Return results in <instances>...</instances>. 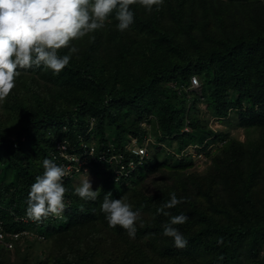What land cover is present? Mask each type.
Listing matches in <instances>:
<instances>
[{"label": "trees", "instance_id": "obj_1", "mask_svg": "<svg viewBox=\"0 0 264 264\" xmlns=\"http://www.w3.org/2000/svg\"><path fill=\"white\" fill-rule=\"evenodd\" d=\"M130 8L129 29L119 31L113 13L102 29L71 42L76 52L59 49L71 57L59 74L43 66L20 70L0 113V218L11 222L10 210L26 209L41 162L52 159L59 142L74 143L79 135L102 146L114 140L127 159L137 160L125 141L151 134V155L129 184L114 183L110 168L96 165L92 173L103 180L96 201L75 195L72 181L67 185L73 203L66 223L48 217L54 222L38 226L61 239L53 264H264V0H164L151 12L139 3ZM193 76L216 114L236 117L253 136L213 134L197 116L186 117L192 93L185 88ZM185 125L194 133L182 132ZM212 135L222 145L209 153L204 172L192 170L191 156H176ZM166 167L168 183L147 192L145 179ZM109 191L147 214L136 222L134 239L118 225L109 227L100 210ZM173 192L183 202L164 211L188 216L173 225L188 241L183 249L162 235L170 216L157 212Z\"/></svg>", "mask_w": 264, "mask_h": 264}, {"label": "clouds", "instance_id": "obj_2", "mask_svg": "<svg viewBox=\"0 0 264 264\" xmlns=\"http://www.w3.org/2000/svg\"><path fill=\"white\" fill-rule=\"evenodd\" d=\"M137 3L151 12L153 6L158 10L164 0H0V102L15 88L22 69L43 66L59 74L71 57L58 55V50L67 47L69 52H76L75 47H70L71 42L102 29L111 14L114 13L118 20L119 31L129 29L134 19L130 5ZM41 163L43 172L29 187L26 209L19 212L10 210L12 217L13 213L25 211L29 219L40 222L49 216L61 217L67 207V190L63 184L66 169L47 157ZM84 173L74 194L85 201H96L100 189L93 190L87 171ZM182 202L183 197L177 198L173 192L170 199L157 209L158 213L170 216L163 225L162 235L172 238L173 246L180 249L185 248L188 241L173 225L185 223L188 216L184 213L170 215L164 209ZM100 210L105 214L109 227L118 225L130 238H135L139 209L133 210L122 198H112L109 191L104 195ZM221 241L222 238L217 243Z\"/></svg>", "mask_w": 264, "mask_h": 264}, {"label": "rangeland", "instance_id": "obj_3", "mask_svg": "<svg viewBox=\"0 0 264 264\" xmlns=\"http://www.w3.org/2000/svg\"><path fill=\"white\" fill-rule=\"evenodd\" d=\"M195 13L196 11L189 12L190 16L191 15L193 16ZM18 78L19 77H17V79ZM17 79H16L15 89L17 88L19 82L17 81ZM177 90L178 93L182 92V89H177ZM185 92L192 93L191 97H194V98L190 97V99L187 101V106L185 107L186 117L190 118L192 115L197 116L202 126L211 129L213 131V134L218 131H224L226 133H229L231 136L238 138L242 141H246L248 139L249 134L250 136H253L252 133H249V130L239 125V122L236 117L230 119L228 118L227 120V116H221L216 114V112L214 111L215 106L212 104V101L206 97L205 92H203L202 83L200 80L199 83L193 87L187 86L185 88ZM22 93L24 94L25 98L30 97V93H27L26 91H23ZM195 96L197 97V100ZM6 101L7 99L5 98L3 102L5 103ZM3 102H0V113L4 112V108L2 107ZM195 102L197 103L196 104L197 107L193 106ZM151 118L153 119L154 115L151 116ZM7 119H9V117H7ZM143 124H145L146 127H150V131L152 130L151 128L153 125L151 124V122L144 121ZM194 131L190 126L185 125L182 132L187 134H193ZM213 136L214 135L208 138V142L204 141L202 144H195V143L188 144L187 147L185 148V151L176 152V156L178 157L191 156L194 159V163H195L192 170L199 173L204 172L211 165L212 160L210 158L209 153L212 152L214 153L217 150V147L222 145L220 140L214 141ZM148 137L150 138L148 140L149 143L147 141L148 156H149L151 155L149 146L150 143L152 142L151 140H153V136L150 134ZM113 143H115L114 140ZM115 145L117 146L116 143ZM169 174H171V170L168 167L164 169L159 168L156 171V173L150 174L145 179V185L147 187L146 191L149 193L157 191V189H159V186H157L159 185L158 184L159 182L162 184L165 183L167 184L168 183L167 175ZM88 178L92 183L93 190H96L97 188L100 189L103 186V180L101 175H94L92 173L91 177ZM81 180L77 182V185L80 184ZM118 183L120 184V182ZM127 184H129V181L125 182V185ZM110 188H108V190H110ZM122 199L124 200V198ZM127 203H129V201ZM144 216L147 219H149L146 213ZM141 219L142 218L139 217L138 221L136 222L141 223ZM52 222L54 221L51 218H47L45 224L46 223L51 224ZM65 223H66L65 220H60L58 222V224L61 225ZM45 235L47 237L45 239H39L34 237L29 241L28 240L23 241L19 246H17L15 250L11 252L7 249L2 248L1 249L2 251H0V261L4 264H53L55 260L54 257H56V253L60 250V245H59L60 242L58 240L60 238L50 237L49 235L47 236V234ZM250 256L251 255L248 252L244 253V257H246L247 259H249Z\"/></svg>", "mask_w": 264, "mask_h": 264}, {"label": "built area", "instance_id": "obj_4", "mask_svg": "<svg viewBox=\"0 0 264 264\" xmlns=\"http://www.w3.org/2000/svg\"><path fill=\"white\" fill-rule=\"evenodd\" d=\"M199 83L196 76L192 77L190 87ZM93 124V121H92ZM145 126V124H143ZM149 135L140 139L137 136H129L125 141L124 148L127 152L134 154V158H128L125 152L120 151L115 143L110 142L102 146L92 137L87 139L83 135H79L78 139L73 143L67 139L58 143L56 150L52 153V159L66 169L67 175L63 178L64 187L67 190V185L72 183L77 185V182L85 175V170L88 177H91L92 170L96 165H101L103 168L108 166L111 170V178L113 182H120L122 179L128 182L133 176L136 169L141 165V162L148 156ZM148 141V143H147ZM152 141V140H151ZM67 207L61 217L49 216L54 220H63L66 218V210L72 206L73 200L70 197L68 190L65 193ZM41 222H36L29 219L25 211L21 213H13L11 222H6L0 218V249L13 251L23 241L31 240L32 238L45 239L44 233H40L38 226ZM18 226H20L18 228ZM46 228V226H45Z\"/></svg>", "mask_w": 264, "mask_h": 264}]
</instances>
